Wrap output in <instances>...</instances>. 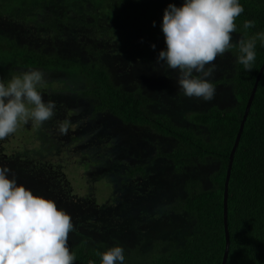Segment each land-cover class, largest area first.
Listing matches in <instances>:
<instances>
[{"label": "rangeland", "instance_id": "obj_1", "mask_svg": "<svg viewBox=\"0 0 264 264\" xmlns=\"http://www.w3.org/2000/svg\"><path fill=\"white\" fill-rule=\"evenodd\" d=\"M169 3L182 5L172 0H0V47L15 41L105 68L115 86L149 96L143 105L148 114L165 115L175 126L208 141V128L190 115L236 105L233 86L225 80L236 73L237 51L217 57L209 78L216 88L212 101L185 97L178 88V71L157 63L159 52L167 47L161 26ZM241 35L238 27L234 44ZM11 60L8 52L0 54V78L6 81L29 69L41 70L46 80L43 98L56 107L53 118L42 125L29 121L0 140V165L23 168L25 173L19 171L15 178L24 179L35 194L54 199L71 215L74 228L68 244L81 239L79 243L88 246L120 245L124 253L142 255L178 248L186 228L192 232L195 217L172 205L188 195L185 183L190 179L209 187L220 160L195 157L183 172H176L172 161L158 153L172 151L180 142L150 125L124 123L107 110L95 112L98 100L82 93L91 86L77 68L20 67ZM66 121L69 131L62 135L58 126ZM72 204L98 212L105 204L108 219L121 231H130L129 240L115 243L93 214L75 220L78 210L72 212Z\"/></svg>", "mask_w": 264, "mask_h": 264}, {"label": "trees", "instance_id": "obj_2", "mask_svg": "<svg viewBox=\"0 0 264 264\" xmlns=\"http://www.w3.org/2000/svg\"><path fill=\"white\" fill-rule=\"evenodd\" d=\"M172 1L184 2V0ZM240 3L245 10L237 18L236 23L242 33L245 20L256 22L255 27L248 30L249 35L264 31V0H240ZM12 20L10 19V22ZM7 29L11 30L9 27ZM232 50H235V53L237 51L234 48ZM6 52L13 56L10 62L14 63L15 59L20 67H49L62 70L77 68L91 86L84 89L82 93L93 95L98 100L94 106L95 112L107 110L124 123L150 125L151 129L162 135L175 137L180 142L179 147L169 152H159L158 156L172 161L176 172H183L191 159L195 157L218 158L220 166L210 176L211 185L205 188L199 181L188 180L185 183L188 195L179 198L172 205L175 211L182 209L193 219L195 217L192 232L186 228L185 233L182 234L183 241L177 242L178 248L164 252H150L145 255L139 252H126L124 264L222 263L227 241L224 224V188L230 153L248 99L264 62V45L257 42V56L251 71L245 70L237 63L236 73L225 80L233 86L237 102L233 108L225 110L211 108L209 111L190 115L194 121L208 128L210 133L208 141L197 136L193 130L175 126L165 115L148 114L143 105L150 100L149 96L115 86L111 81L110 73L105 68L76 62L58 55L41 53L26 46H18L15 41L0 47L1 55ZM139 168L141 166L136 169ZM19 171L25 173L23 168L17 166L9 173L10 178ZM134 171L131 172L134 173ZM18 178H16L18 183L25 182L24 179ZM106 207L105 204L101 205L99 212L98 209L85 211L81 205L72 204L69 209L72 212L78 210L75 220L93 214L92 216L97 218V223L107 229L111 240L115 243H125L124 241L129 240L130 231L124 229L121 231L116 226L118 223H112V219L107 217ZM104 213L106 216L99 220L98 218ZM115 218L117 220L118 216ZM180 229L182 230V227ZM228 230L230 245L226 264H264V72L235 152L229 182ZM80 241L81 239L75 240L72 245H69L73 246L70 251L76 257L74 264H89L90 260L100 264L99 253L107 249L104 246L102 248L88 246L86 243H79ZM161 243L167 244L169 241Z\"/></svg>", "mask_w": 264, "mask_h": 264}, {"label": "clouds", "instance_id": "obj_3", "mask_svg": "<svg viewBox=\"0 0 264 264\" xmlns=\"http://www.w3.org/2000/svg\"><path fill=\"white\" fill-rule=\"evenodd\" d=\"M240 0H184L181 6L169 3L162 20L166 50L157 63L178 71V88L188 98L210 102L216 88L209 79L216 70L215 61L233 48L237 63L251 71L256 60V45H264V31L249 35L254 20H245L243 33L233 43L238 31L237 18L244 12ZM155 48V45H152ZM44 73L29 69L0 78V140L14 134L29 121L42 125L55 115V102L45 101L41 92ZM67 135L69 122L59 124ZM11 169L0 165V264H74L68 239L73 231L71 215L59 208L52 198L35 194L18 183ZM100 255V264H124V248L109 247ZM89 264H96L90 260Z\"/></svg>", "mask_w": 264, "mask_h": 264}, {"label": "water", "instance_id": "obj_4", "mask_svg": "<svg viewBox=\"0 0 264 264\" xmlns=\"http://www.w3.org/2000/svg\"><path fill=\"white\" fill-rule=\"evenodd\" d=\"M264 72V62L260 68V71L257 75L256 81L254 83V87L252 89V93L248 99L246 108H245V112L240 124V128L239 131L237 133L234 145L232 147L231 153H230V160H229V164H228V169H227V174H226V180H225V188H224V224H225V231H226V248H225V252H224V256H223V260L221 264H226L227 261V257H228V252H229V245H230V236H229V230H228V196H229V182H230V177H231V171H232V166H233V162H234V157H235V152L238 148L243 130H244V126H245V122L247 120V117L249 115V111L250 108L252 106V102L254 100L256 91H257V87L259 84V81L261 79V76Z\"/></svg>", "mask_w": 264, "mask_h": 264}]
</instances>
